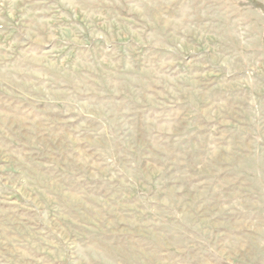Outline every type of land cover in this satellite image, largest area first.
I'll list each match as a JSON object with an SVG mask.
<instances>
[{
  "label": "rangeland",
  "instance_id": "1",
  "mask_svg": "<svg viewBox=\"0 0 264 264\" xmlns=\"http://www.w3.org/2000/svg\"><path fill=\"white\" fill-rule=\"evenodd\" d=\"M0 264H264V0H0Z\"/></svg>",
  "mask_w": 264,
  "mask_h": 264
}]
</instances>
